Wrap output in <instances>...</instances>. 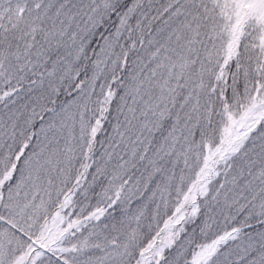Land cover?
Wrapping results in <instances>:
<instances>
[{
    "label": "snow or ice",
    "instance_id": "6c2138e0",
    "mask_svg": "<svg viewBox=\"0 0 264 264\" xmlns=\"http://www.w3.org/2000/svg\"><path fill=\"white\" fill-rule=\"evenodd\" d=\"M0 264H264V0H0Z\"/></svg>",
    "mask_w": 264,
    "mask_h": 264
}]
</instances>
